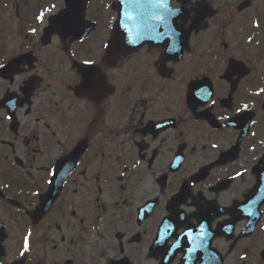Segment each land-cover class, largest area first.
Here are the masks:
<instances>
[{
	"label": "flooded vegetation",
	"instance_id": "flooded-vegetation-1",
	"mask_svg": "<svg viewBox=\"0 0 264 264\" xmlns=\"http://www.w3.org/2000/svg\"><path fill=\"white\" fill-rule=\"evenodd\" d=\"M70 3L84 27L46 39ZM133 3L49 0L35 34L0 32V63L21 70L0 78V264H264V0H164L178 12L161 31L179 35L105 63ZM85 59L113 89L99 103L78 90ZM193 83L216 104L193 112Z\"/></svg>",
	"mask_w": 264,
	"mask_h": 264
},
{
	"label": "snow or ice",
	"instance_id": "snow-or-ice-1",
	"mask_svg": "<svg viewBox=\"0 0 264 264\" xmlns=\"http://www.w3.org/2000/svg\"><path fill=\"white\" fill-rule=\"evenodd\" d=\"M121 3H124L125 0H120ZM146 4L149 6H155L158 10L156 12H146L141 7L140 0H135V3L132 4V11L135 12V15H132L131 12L125 10L123 12V19L120 23V27L124 29L123 32L119 34H114L109 43H104L102 45L103 49H105V54L102 57L105 63H114L116 58L124 54L126 51L130 49L127 48V45H135L137 41L141 40L145 37V32H160V35L164 39H171L172 36H178L179 34L176 32L175 28H171V32L168 31H161L169 26V18L176 14L178 10H173L167 7L164 4V0H145ZM56 6L55 4L51 5V8L47 9L46 11L51 13L52 9ZM44 12H41L36 19L43 23L44 19ZM193 26L198 22L197 18H193ZM84 27L83 24V16L76 12L71 3L69 4V9L66 12L60 13L59 16L52 18L51 20V27L48 29V34L56 32L59 33V36L63 39H68L71 34H79V31ZM255 27H259L258 24ZM32 33H36V28L31 29ZM252 42V38L249 37V43ZM175 44L173 43V48ZM171 50V49H170ZM71 55H75L71 53ZM83 64L87 67L82 68L81 71V79L79 83V91L83 96L89 97L91 100L96 101L99 103L101 99H103L108 92L112 91L113 89L108 87L107 78L104 75L103 71L101 70L100 66L94 59H85ZM0 78H2L5 72L9 73V79H11L12 72H20V68L18 66L8 65L0 63ZM215 71V68L212 69ZM240 68L237 65H232L231 69L230 66L225 73L226 77H230V74L239 71ZM167 70L163 67L161 68V75L166 74ZM25 82H29L26 84ZM17 83L21 85L19 87V91L25 94V99L28 95L31 94V88L37 87V84L33 87L31 86V80L27 78L26 75H21L17 78ZM22 88L24 89L22 91ZM45 91H47V87H45ZM260 92H264V88L260 89ZM214 93L209 92L206 87H202L199 84H191L188 93V103L190 104L192 111L195 112L196 109L199 107L203 109L205 106L212 107L216 104V100L213 99ZM19 99V97H17ZM4 101L0 100V104H3ZM16 101L13 100L11 97H7V106L8 107H15ZM23 103V101H21ZM244 108H247V105H244ZM24 110L30 115L31 114V104H27L24 106ZM240 109L237 108V112ZM6 119L11 120L12 116H5ZM221 119H229L228 117H220ZM214 148L218 147V145L213 144ZM54 175L53 173H50ZM237 175H241V173H237ZM51 181H49L50 183ZM34 195H38V193H34ZM174 199L179 204H182L186 201V197L181 192L180 195L174 197ZM183 218V217H182ZM161 225L163 226L165 231H169L172 229V225L168 223L167 219L161 221ZM203 229V225L200 226ZM185 236L191 237L192 236V229L189 228L187 232L184 233ZM164 236L158 229L157 236L154 237L153 242H158V240H163ZM190 245L195 244V238L189 241ZM196 247L199 245H195V247H189L188 251L192 252L196 250ZM24 251L20 252V256H24L25 252L29 249L28 244V237L24 238L23 244ZM120 250H123V245H119ZM246 259V257H244Z\"/></svg>",
	"mask_w": 264,
	"mask_h": 264
},
{
	"label": "rangeland",
	"instance_id": "rangeland-1",
	"mask_svg": "<svg viewBox=\"0 0 264 264\" xmlns=\"http://www.w3.org/2000/svg\"><path fill=\"white\" fill-rule=\"evenodd\" d=\"M1 18H2V10L0 9V27L5 28L4 23H1Z\"/></svg>",
	"mask_w": 264,
	"mask_h": 264
}]
</instances>
